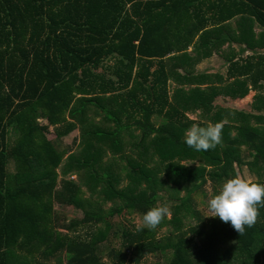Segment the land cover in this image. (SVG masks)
Returning a JSON list of instances; mask_svg holds the SVG:
<instances>
[{"label": "trees", "instance_id": "trees-1", "mask_svg": "<svg viewBox=\"0 0 264 264\" xmlns=\"http://www.w3.org/2000/svg\"><path fill=\"white\" fill-rule=\"evenodd\" d=\"M232 19L242 27L237 40L254 49V27L264 31V0H0V264H107L102 250L119 236L109 264H142L168 252L165 264H264V207L242 236L197 208L201 188L209 183L217 192L236 176L234 165L264 184V123L250 122H264V115L214 108V89L177 87L193 76L178 73L176 54L198 34L203 40L210 22L220 32ZM254 58L242 67L230 62L227 77L243 78L225 86L234 99L261 74ZM252 107L264 110V97ZM196 110L204 120L187 116ZM222 120L223 142L214 150L185 144L193 122ZM50 126L56 139L78 127L76 151L48 139ZM125 133L135 139L127 152ZM119 153V161H102ZM197 159L203 164H187ZM123 173L129 184L120 187ZM169 183L185 193L171 196L172 215L155 230L113 221L159 206V190ZM107 199L114 203L105 208ZM55 203L81 210L82 218L58 226ZM184 218L194 225L184 228ZM167 225L173 231L158 235Z\"/></svg>", "mask_w": 264, "mask_h": 264}, {"label": "crops", "instance_id": "crops-1", "mask_svg": "<svg viewBox=\"0 0 264 264\" xmlns=\"http://www.w3.org/2000/svg\"><path fill=\"white\" fill-rule=\"evenodd\" d=\"M220 26L222 27V31L219 32L216 29L218 25L216 23L210 22L209 26L206 28L209 30L206 34V37H204L203 40L200 41L198 40L199 37L198 34V36H196L195 39L193 40V43L187 46L186 50L176 54V56L179 58L177 62L180 64L178 73L179 71H181V73L179 74L183 75L184 72L191 71L193 79L191 81V84L184 83L178 85L175 83L174 80L173 81L170 80V83L173 84L172 89L176 85L178 88L183 87L184 91H188V89H193V88H199L200 90L214 89V92L216 94L217 88L220 85H222L223 82L228 84V83L236 82L238 79L243 80V78L240 77L237 73H234L231 76L229 75L230 77H227L229 65L232 62L238 61L240 66L242 67L245 64L244 61L247 58L254 56L255 58L252 61L257 62L259 64V68L261 69V74L255 79V83H253V86L248 84L249 90L244 97L239 99L235 98L230 100L229 102L232 101V103L237 104L239 101L243 99L247 100L248 99L247 96L248 97L255 96L256 98L264 97V36L262 39H260L261 32H264L263 29L260 28L258 25L254 27L257 41L251 44V46L253 45L252 47H254V49H247V45L244 41L237 40V38L240 37L239 33L242 31V27L241 25H239V23L236 20L232 19L226 21L224 24ZM200 85L205 87L201 88ZM172 89L170 88V90ZM220 95L221 93L218 92L217 95H215V97L217 96L220 97ZM224 95L231 96L229 93H226ZM221 97H228V96L221 95ZM221 102L225 104L224 101L221 100ZM252 103L248 104V100H247L244 104V107L238 108L237 110L247 112L248 108L254 109L252 107ZM217 104L218 103L216 101L215 105L217 106ZM221 108H226V107L221 106ZM255 111L262 112L264 110H259V111L255 110ZM199 112H200L199 110H196L195 112L187 111V116L191 119H198L199 116L197 118V117H190L189 115L193 113L199 115ZM98 115L102 118L100 114ZM39 121L40 123L47 122L45 119H39ZM49 130L52 132L53 127L50 126ZM75 133H77V136H75L76 135ZM70 136L78 138L79 128L76 127L75 130L70 133Z\"/></svg>", "mask_w": 264, "mask_h": 264}, {"label": "rangeland", "instance_id": "rangeland-1", "mask_svg": "<svg viewBox=\"0 0 264 264\" xmlns=\"http://www.w3.org/2000/svg\"><path fill=\"white\" fill-rule=\"evenodd\" d=\"M179 73H181V71H179ZM223 78H224V76H223ZM228 84L223 82V84L220 85L217 88V92L221 93V95H223V96H228V97H221V95H220V97H218V96L215 97L214 101L211 102V105L214 106V108H216V107L219 108L221 106H224V107H226L228 109L239 111L237 109L244 107V104H245V102L247 100H248V104L252 103L253 100H255V96H253V97H248L247 96V98H248L247 100L243 99V100L239 101L237 104L232 103V101L229 102L230 100H232L234 98L229 96V95H224V94H226L229 91V89L227 87H225ZM172 87H173V84L170 83V88L172 89ZM200 87L204 88L205 86L200 85ZM236 99H239V98H236ZM221 100L224 101L225 104H223V102H221ZM216 101L218 103L217 106L215 105ZM235 106H237V107H235ZM196 113L190 114L189 116L198 118L199 115L196 114ZM246 113L256 114V115H264V111L256 112L254 109H251V108H248V111ZM88 116L91 117L92 120H95L96 122L100 123L99 125L101 127H106L107 125H109L108 127H111V125H112V123L110 121L104 120L103 117H102L103 118L102 119L97 114V112L95 110H89L88 111ZM199 119L204 120L205 118L200 117ZM229 120H230V118H229ZM156 121L158 123L160 121V118L156 119ZM250 122H252L251 124H256L258 127H260L262 125V123H264V122H261V121L258 122V121H256V119H251ZM75 134H76L75 136H77V133H75ZM48 135H49L48 138L50 140H53L54 142H56V145H60L61 148H64L67 151H76V149H77V147H76L77 137H72L69 134L68 136H65V137H63L61 139H56L52 132L50 134H48ZM122 137H123V141H124V149H125V152H127V150H129V148H130L131 143L134 142L135 139H133L132 136L127 134V133H125ZM12 138L13 137H11L10 141L12 140ZM75 140H76V142L73 143V141H75ZM132 150H133V148L131 147V151ZM121 155L122 154H120V153L119 154H115V155L114 154H109L108 155L109 157L102 159V161L106 162V163L112 162V161H119V159L121 158ZM199 160L198 159L197 160H193V162L191 161V162H188L187 164L188 165L191 164L193 166H197V165L199 166L200 164H203L202 160L201 161H199ZM181 164H186V161H181ZM207 167H209V166H207ZM160 168H161V166H160ZM234 169H235L236 176L240 175V176H243L245 178H250L252 180L257 178L256 174H254L252 171H250V169H248L247 167L246 168L243 167L242 169L241 168L239 169L238 167H236V165H234ZM8 170L10 172H12L13 167L9 166ZM159 174H160L161 177L165 176L163 170ZM121 175H122V181L120 183V187L127 186L129 184V182H128L129 180L125 177L124 173L121 174ZM72 177H73L74 180H77L75 174H72ZM59 180H60V178H59ZM172 185L174 186L173 183H169V185H165L163 187V190L162 189L159 190V194L163 196V200H160L157 203L158 205H167L170 208V210H171V215H172V208H173L172 205L175 202V200L171 196H174V195L182 196L185 193V190L182 189V187H181L182 185L178 186L179 187L178 191L173 190L171 188ZM220 189H221V187H219V190L217 192H214V189H212V186L209 183H207L203 188H201L200 193L198 192L199 195L197 194L198 195L197 208L200 210L201 213H203V216L206 217V219H209V218L212 217V216H207V215H210V212L208 211L207 202H208V200L210 198H212L213 195L218 194ZM83 193L85 195H89L90 191H89V189H86L85 187H83ZM101 195H102L101 193H96V194H94L93 197L100 201ZM113 203H114V201L107 199V201L105 203H103V206L105 208H108ZM54 211H55V217H56L55 221H56L58 226L68 225V223L70 221L82 218V214H83V212L81 210H79V209H77V208H75L73 206H61V205H59L57 203H55V205H54ZM142 217H143V215H141L139 213L127 212L126 211V212H124L123 214H121L119 216H114L113 221L114 222H121L122 225H124V226L136 227L137 223L142 220ZM170 217H166V218L169 219ZM194 222L195 221L193 219H191V218H184L183 219L184 228H187L188 226L194 225ZM171 231H173V227L167 225V226L162 227L160 229L158 235L166 236ZM80 234H83V231H80ZM120 242H121V239H120V236H119L116 239L111 241L110 248L111 247H114L115 249L119 248L120 247ZM104 244H106V243H103V245ZM108 250H106V249L102 250V261L104 263H107V264H109V258L107 256V254L109 252ZM169 259H170V252H168L167 254L149 255V256H147V258H145V260H144V262L142 264H165V263H167V261H169ZM38 260L42 261V259L39 256H38ZM45 264H56V260L51 259L50 261H48Z\"/></svg>", "mask_w": 264, "mask_h": 264}, {"label": "clouds", "instance_id": "clouds-1", "mask_svg": "<svg viewBox=\"0 0 264 264\" xmlns=\"http://www.w3.org/2000/svg\"><path fill=\"white\" fill-rule=\"evenodd\" d=\"M227 120L215 124L208 123L206 127L193 122L185 134V144L197 152L214 150L223 142V128ZM243 149L244 146L242 145ZM208 211L212 217L231 226L241 236L245 228H252L260 215L259 208L264 207V184L254 182L250 178L237 175L226 180L219 193L207 202ZM171 216L167 205H159L148 210L137 223V231L143 228L155 230L166 217Z\"/></svg>", "mask_w": 264, "mask_h": 264}]
</instances>
